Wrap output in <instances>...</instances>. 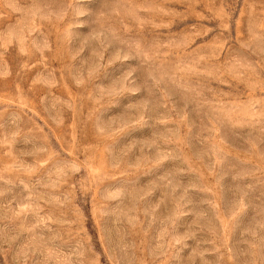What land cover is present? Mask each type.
Here are the masks:
<instances>
[{"label":"rangeland","instance_id":"1","mask_svg":"<svg viewBox=\"0 0 264 264\" xmlns=\"http://www.w3.org/2000/svg\"><path fill=\"white\" fill-rule=\"evenodd\" d=\"M0 264H264V0H0Z\"/></svg>","mask_w":264,"mask_h":264}]
</instances>
